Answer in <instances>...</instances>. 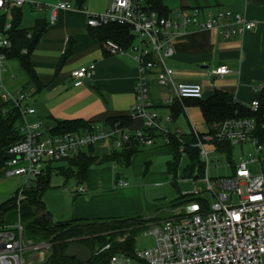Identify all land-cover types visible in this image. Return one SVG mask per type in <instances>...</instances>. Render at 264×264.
<instances>
[{
  "label": "crops",
  "instance_id": "crops-1",
  "mask_svg": "<svg viewBox=\"0 0 264 264\" xmlns=\"http://www.w3.org/2000/svg\"><path fill=\"white\" fill-rule=\"evenodd\" d=\"M111 1L86 0L79 4L78 0H22L21 5L10 2L0 8V14L6 13V24L12 20L11 10L16 8L20 11V28L32 29L37 23L45 26L30 54L31 66L43 89L33 94L35 88L30 86L26 91L24 105L34 109L32 114L26 116L29 122L82 119L93 121L96 126L103 127L109 116L130 114L135 102V82L140 76L137 62L130 51L123 54L109 53L99 39L92 35L93 27L87 24L89 14L106 11ZM161 1L171 13L179 9H198L203 20L209 17L219 19L220 15L226 13H240L254 21L256 25L253 29L230 37H224L212 29H198L193 26L180 29L171 41L173 52L164 58V63L174 82L201 85L200 100L208 99L215 89L230 92L245 105L258 98L260 89L264 87V0ZM60 2H69L74 8H56L52 19V7ZM90 63L95 65L91 77L80 85H74L71 71ZM220 65L228 66L230 72L224 75L213 74L212 69ZM5 68L0 76V93H19L30 79L28 73L17 57L7 58ZM160 76L161 71L157 69L145 74L147 96L152 103V111L158 114L159 124L170 130L171 123L177 121L179 113H173L171 107L174 104L168 103L171 96L170 86L160 84L158 82ZM62 85H66V88L59 94L51 99L45 98L46 92ZM198 102L186 100L183 109L199 108ZM186 119L187 127L191 128L189 133L184 134L181 129H175L173 132L179 131L182 135L181 140L188 143L191 141L193 129L188 112ZM142 125L143 119L136 116L129 130L134 131ZM151 146H157L151 151L160 153L164 151L171 159L170 147L163 142L161 136H158ZM111 147L112 144L107 138H100L93 145V154L107 155ZM145 154L147 153L140 148L132 156V165H140L141 156L144 159ZM170 159L166 161L165 168L166 174L173 176L174 184L177 177L181 176H176L167 169V162ZM145 164L148 167L151 162L148 160ZM166 174L160 173L162 179L166 178L163 177ZM111 176L109 168L96 169L92 166L84 183H78L76 180L69 193L61 191L72 201L71 214L65 220L142 215L152 220L148 223L147 230L152 223L176 214L187 203L185 198L176 206H171L173 202L178 201L181 193L169 203L152 199L146 188L147 183L153 182L152 174H148L144 180H138L139 176L135 175L137 182L133 185L128 181L116 182L118 187L115 188H110L113 180ZM21 177L8 176L4 169L0 170V203L23 185L24 177L23 179ZM159 182L162 180H157L154 184ZM80 185L85 187L83 192L77 190ZM6 214L4 223L10 225L5 222ZM146 230L143 233H146ZM46 253L47 251L43 255L36 251L27 252L23 255L24 264H43ZM128 264L144 263L130 257Z\"/></svg>",
  "mask_w": 264,
  "mask_h": 264
},
{
  "label": "built area",
  "instance_id": "built-area-1",
  "mask_svg": "<svg viewBox=\"0 0 264 264\" xmlns=\"http://www.w3.org/2000/svg\"><path fill=\"white\" fill-rule=\"evenodd\" d=\"M10 2L22 4V0H0V8ZM56 8L73 9L74 6L69 2L58 3L52 7V19ZM108 23L127 24L135 36L129 49H123L111 39H107L104 46L111 54L130 51L137 62L140 76L135 82V102L130 114L133 118L137 116L143 119L142 127L130 131L129 128L120 129L117 124H105L103 127L93 125V131L53 133L52 126L43 120H27L26 116L32 114L34 109L23 105L25 94L2 92L0 96L3 100L12 99L17 104L22 103L20 111L23 123L20 129L24 136L8 149L11 158L4 165L8 176H22L23 184L28 185L49 162L73 156L94 145L100 138H107L115 148H120L130 137L138 139L143 146H151L158 134L162 135L164 143H168L167 135L171 131L159 124L158 114L152 111L145 74L154 69L161 71L158 82L170 86L169 104L177 101L182 103L186 98L201 99L200 84L176 83L165 68L164 58L173 52V37L180 29L189 26L212 29L224 37H230L251 30L256 25L240 13H226L220 15L219 19L209 17L203 20L198 9H179L168 16H162L148 9L144 0H112L106 11L88 15L87 24L91 27ZM9 27L8 23L4 29ZM9 46V40L0 31V76L6 69L7 59L2 50ZM94 67V63H90L73 69L70 73L73 84L80 85L89 79ZM229 72L226 65L212 69V73L217 75ZM248 106L252 111H257L259 99H253ZM255 125V118H229L213 123L204 133L191 130V141L188 143L198 147L204 162L203 176L198 178L205 181L206 191L194 189L188 192L196 199L187 201L176 214L152 223L146 233L152 235L154 244L136 249L137 259L144 264H264V157L263 146L252 135ZM176 133L180 134L179 131ZM215 141L229 143L233 147L239 145L241 150L244 145L250 144L257 156L248 153L245 157H239L234 162L230 176L220 177L210 184L207 173L210 152L204 148L203 143H211L213 151L219 152ZM249 164H255V170L249 168ZM190 179L196 182V178ZM77 190L83 192L85 187L80 185ZM204 193H208L209 197ZM23 197L21 188L17 201ZM49 247V242L36 243L25 239L20 222L0 227L2 264H24L25 253L36 251L43 255ZM108 247L109 244H106L102 249ZM129 259L117 253L110 256L107 264H128Z\"/></svg>",
  "mask_w": 264,
  "mask_h": 264
},
{
  "label": "trees",
  "instance_id": "trees-1",
  "mask_svg": "<svg viewBox=\"0 0 264 264\" xmlns=\"http://www.w3.org/2000/svg\"><path fill=\"white\" fill-rule=\"evenodd\" d=\"M78 1L80 2L79 4H82L86 0ZM144 3L148 9L156 11L159 15L168 16L171 13L161 0H144ZM11 14L10 27L6 30L4 29L7 23L6 13L0 14V31L3 32L10 42V46L2 51L7 58L17 57L21 66L29 75V81L19 93L26 95V91L30 89V86H34L33 94H36L42 91L43 85L36 78L34 69L31 66L30 54L45 26L42 23H37L32 29L20 28V11L13 8ZM91 32L103 46L107 39H111L123 49H129L135 41V36L127 24L108 23L93 27ZM23 49H25V52H23ZM258 99L259 108L257 111H252L248 105L238 101L230 92L215 89L206 100L186 98L182 103L177 101L171 108L173 113L178 114L183 111L184 101H199V109L206 125V130L200 133L209 130L213 123L222 122L229 118H255L256 125L252 135L263 146L264 157V87L260 89ZM24 102L25 100L23 105ZM20 104L22 105V103ZM20 104H17L12 99H2L0 103V170L4 169L5 162L11 158V154L8 152L9 147L23 139L24 136L20 129L23 123ZM44 122L52 126L51 131L53 133L93 131L92 126L96 125L93 121L89 122L82 119L45 120ZM132 122L133 117L131 114L112 115L105 120L106 124L111 126L117 124L120 129L129 128ZM158 136L162 135H156V137ZM167 137L169 142L165 144L171 150V159L167 162V169L177 176L180 160L184 156L188 157L190 163L180 169L181 178L203 176L204 162L201 159L198 147L193 143L182 141V135L176 132H169ZM215 145H217L219 152L225 154L228 163L233 168L235 162L232 159L234 147L221 141H215ZM142 147L144 146L138 139L130 137L120 148H115L112 145L110 153L107 155H94L93 145H91L73 156L60 161L49 162L41 174L32 178L28 185L23 184L9 198L0 203V227L5 225L4 215L6 212L12 209L16 210L19 222L23 227L25 239H31L36 243L42 241L50 243L43 264H107L110 256L117 253L136 258V237L143 230H146L148 223L152 221L151 219H147L142 215H135L125 218H81L53 221L49 211L45 208L43 195L50 186V178L53 173L59 172L65 175H73L77 182L82 184L86 181L88 170L92 166L108 162L129 166L132 156ZM61 162L66 165H58ZM21 188L25 197L18 202V193ZM185 198H187L186 201H190L195 197L188 193H183L179 195L178 201L173 202L171 206H176L181 199ZM123 235H126V237L121 240L116 237ZM75 242H80L91 250L92 258L90 261L81 263L75 258L65 255L69 246ZM106 244H109V247L102 249Z\"/></svg>",
  "mask_w": 264,
  "mask_h": 264
},
{
  "label": "rangeland",
  "instance_id": "rangeland-1",
  "mask_svg": "<svg viewBox=\"0 0 264 264\" xmlns=\"http://www.w3.org/2000/svg\"><path fill=\"white\" fill-rule=\"evenodd\" d=\"M187 112L189 119L192 121L193 129L199 132L205 131L206 125L204 124L201 111L197 107H186L185 109H183V111L179 113L177 121L174 124L171 123L170 130L173 132L175 129H181L184 134L189 133L191 128L187 127L188 126L186 119ZM157 146L142 147L144 152L147 154H145L144 159L141 156L140 165L139 164L132 165L131 163L129 166H123L108 162L93 167H95L96 169L109 168L111 170V174H112L111 178H113V180L110 188L118 187L116 182L119 181H128L131 185H133L136 184L137 182L135 175L139 176L138 180L141 179L144 180V177L146 179L148 174H152V176H154L153 182L151 181L147 183L148 185L146 186V188L149 191L148 195L152 199L158 200L157 202L165 201L169 203L170 201L174 200L177 197V195H179L180 193L183 194V193L192 192L194 189H197L198 191H202V192L206 191L207 185L205 181L201 180L200 178H196L195 179L196 182L194 183L193 180L190 178L181 179L177 177L176 182L172 184L173 176L167 175L165 168L166 161L170 159V155L166 154L163 151V149H162L163 152L161 153L151 151V149H154V147ZM203 146L208 152H210L209 164L207 169V173L210 178V184H213L215 179H218L220 177L230 176L232 173V168L231 165L228 163L225 154L220 153L218 151H213L214 146L211 143L204 142ZM248 153H253L255 156H257V153L250 144L244 145L242 147V150L239 147V145H237L233 149L232 159H234V161H237L239 157H245ZM148 160L151 162V164L147 167L145 163ZM188 163H190L188 157L183 156L179 163L178 175H181L180 169L183 168ZM58 165L65 166L66 164L64 162L63 163L61 162L58 163ZM249 168L255 170L256 168L255 164H249ZM160 173H165L167 176L164 175L163 177L166 178L162 179ZM21 179H23V177H21ZM157 180H162V182H159L158 184L157 183L154 184V182ZM75 183H76V178L73 175H65L59 172L52 174L50 178V186L43 195V201L45 208L50 212L51 219L53 221L65 220L67 217L70 216L72 201L65 194L63 195L61 191L64 190L69 193L71 186L75 185ZM204 195L206 197H209L208 193H204ZM5 222H7L10 225H17L19 222V216L17 212L13 209L9 210L5 216ZM116 237H118L117 238L118 240H121L124 237H126V235H123L121 237L119 236ZM153 242L154 240L151 234L142 232L136 238V249L139 250L150 247L153 244Z\"/></svg>",
  "mask_w": 264,
  "mask_h": 264
},
{
  "label": "water",
  "instance_id": "water-1",
  "mask_svg": "<svg viewBox=\"0 0 264 264\" xmlns=\"http://www.w3.org/2000/svg\"><path fill=\"white\" fill-rule=\"evenodd\" d=\"M64 88H66V85H62L54 90L46 92L45 98L46 99L53 98L54 96L59 94ZM65 255L71 258H75L77 261L81 263H86L90 261L92 258L91 250L80 242L72 243L65 252Z\"/></svg>",
  "mask_w": 264,
  "mask_h": 264
},
{
  "label": "bare ground",
  "instance_id": "bare-ground-1",
  "mask_svg": "<svg viewBox=\"0 0 264 264\" xmlns=\"http://www.w3.org/2000/svg\"><path fill=\"white\" fill-rule=\"evenodd\" d=\"M0 264H2V263L0 262Z\"/></svg>",
  "mask_w": 264,
  "mask_h": 264
}]
</instances>
